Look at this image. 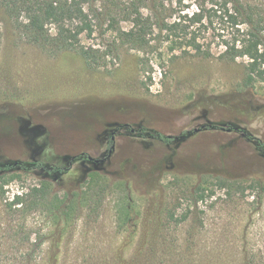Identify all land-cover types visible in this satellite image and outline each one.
Listing matches in <instances>:
<instances>
[{
    "label": "rangeland",
    "instance_id": "obj_1",
    "mask_svg": "<svg viewBox=\"0 0 264 264\" xmlns=\"http://www.w3.org/2000/svg\"><path fill=\"white\" fill-rule=\"evenodd\" d=\"M2 1L0 264H264V82L245 85L248 59L119 47L105 23L82 38L113 52L90 69L31 44Z\"/></svg>",
    "mask_w": 264,
    "mask_h": 264
},
{
    "label": "trees",
    "instance_id": "obj_2",
    "mask_svg": "<svg viewBox=\"0 0 264 264\" xmlns=\"http://www.w3.org/2000/svg\"><path fill=\"white\" fill-rule=\"evenodd\" d=\"M94 1L3 0L1 5L10 19L23 28L31 44L51 55L74 54L90 69L104 66L113 52L108 48L102 51L84 46L82 38H92L97 25L103 27L108 23L107 30L116 33L119 47L129 46L145 52L155 49L154 41L161 39L170 53L194 52L206 59L212 58L215 48H219L223 49L220 58L226 61L248 59L246 86L264 82V8L260 4H248L244 0H194L191 3L179 0L174 10L169 0H129L113 2L99 11L93 8ZM144 7L149 9L147 15L142 10ZM122 19L129 22V28L120 27ZM49 26L54 27V34L50 33ZM211 36L218 40L217 44L209 40ZM155 137L167 144L178 140L159 134ZM113 142L111 139L110 144ZM17 165L22 167V164ZM60 203L59 199L54 200L55 206ZM78 203L76 200L73 205ZM189 216V213L184 214L178 223H184ZM54 217L61 218L56 214ZM125 245L121 244L118 252H122ZM126 262L124 259L121 264Z\"/></svg>",
    "mask_w": 264,
    "mask_h": 264
},
{
    "label": "water",
    "instance_id": "obj_3",
    "mask_svg": "<svg viewBox=\"0 0 264 264\" xmlns=\"http://www.w3.org/2000/svg\"><path fill=\"white\" fill-rule=\"evenodd\" d=\"M196 131H199V130H196Z\"/></svg>",
    "mask_w": 264,
    "mask_h": 264
}]
</instances>
